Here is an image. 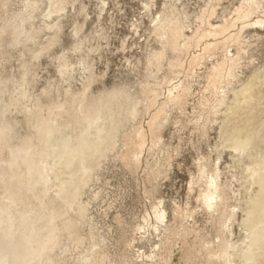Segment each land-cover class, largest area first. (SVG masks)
<instances>
[{"label": "bare ground", "instance_id": "bare-ground-1", "mask_svg": "<svg viewBox=\"0 0 264 264\" xmlns=\"http://www.w3.org/2000/svg\"><path fill=\"white\" fill-rule=\"evenodd\" d=\"M135 1L132 41L117 46L133 80L106 87L108 60L97 71L94 56L123 0H0V264H264V61L248 54L264 0ZM41 58L53 70L35 94ZM168 126L202 142L214 132L187 188L213 239L189 225L188 199L157 196L110 254L91 211L101 188L87 193L116 160L144 173L146 198L158 194Z\"/></svg>", "mask_w": 264, "mask_h": 264}, {"label": "rangeland", "instance_id": "rangeland-1", "mask_svg": "<svg viewBox=\"0 0 264 264\" xmlns=\"http://www.w3.org/2000/svg\"><path fill=\"white\" fill-rule=\"evenodd\" d=\"M135 5L138 7V4L135 0H123V2H121V11L118 12L116 17L114 18V25L113 23L108 24V22L106 24L107 27H111V29L107 31L109 33V45L107 47H104V50L101 51L100 59L94 56V60L97 62V71L98 69L99 71L104 70L103 62L105 59L108 60V68L103 78V83L106 87L111 86L112 83L118 81L119 79L126 78L133 80L132 74L125 72L126 67H123L124 62L121 59L122 54L119 53V51L117 50V46L119 44V38H122L124 36L127 42L130 43L132 41V39L129 38L128 22L132 19V16H136L137 7ZM222 5L223 7H226L225 15L226 17H228L232 10V6L226 1H223ZM217 14H220L219 9ZM263 29L264 26L261 29H256L259 34H262L260 38L250 39L249 44H251L252 46L249 45L248 54H251L256 58L254 64L262 63V61H264ZM62 40L63 44H67L69 38L67 36H63ZM140 40L141 38L138 41ZM54 50H57V48H55ZM46 61V58H41V67L39 65L38 69H36L39 79L34 89L35 94L36 92H39L40 86L44 85L45 79L43 78L48 77L52 74L53 68L52 66L48 65V61ZM10 63L13 66L16 65L13 61H11ZM42 65H44V67ZM6 67L7 73H9L8 65ZM249 71L250 68L244 69V73L246 75ZM75 84H77V82ZM194 86L196 90L194 91V94L191 98L193 102H195L199 97L198 91L201 89L202 86L201 81L198 80V82L194 84ZM213 138V131H209L207 140L205 142H202L197 139L194 133H190L188 128L179 132H175V129L172 126L165 127L164 131H162V140L164 143L169 145L170 162L172 165V170L170 172L169 179L167 177L159 182V193L150 196L149 198L145 197L144 190H149L150 184L146 182L144 173H142L141 170H137V172L130 175V173L127 172L120 164V167L118 166V162L116 160H109L110 164L107 162L103 171L101 172L100 179L102 181L99 179V181L94 182L92 188L89 189L87 196H90L91 191L96 190L99 187L101 188L100 196L102 197V200H96L98 203L94 201L91 211L93 215V220L96 222V226L100 228V232H103L105 234V237H107L106 243L110 254H114L115 252H117V250L120 251L121 242L128 236H130L131 229L134 228L136 224L142 223V218H145L146 214L150 213V204L158 200L157 196L162 198V200H164L168 204H172L173 202H175L180 205L181 208L185 206V202L188 199V207L190 206V208L194 210L193 222L190 219H187L189 225H192L197 230H200L201 233H199V235L201 237L213 239V230L208 217L199 208L195 206V202H193L194 204L192 203L197 193L196 188L194 189L195 191H192L193 193L188 192L187 190L190 180L194 177L193 175H195L196 161L200 154L209 153V151L212 150ZM173 148L177 149L176 153L171 151ZM159 156H161V153L159 154ZM153 158H149V161L151 162ZM106 169L108 170V172L106 171ZM229 202H232V200H229ZM107 205H110L111 207L107 210V213L105 214L104 210ZM144 209H146V211ZM117 240L119 241V243L113 246V244H115L114 242ZM154 241H156V238L154 239ZM143 249L148 252L150 250L149 244H145ZM135 256V253H131L128 255L130 261H135Z\"/></svg>", "mask_w": 264, "mask_h": 264}]
</instances>
